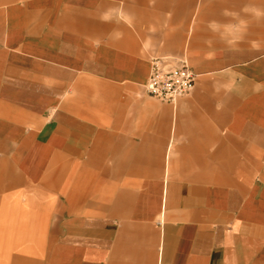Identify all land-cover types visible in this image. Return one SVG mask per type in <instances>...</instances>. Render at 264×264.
<instances>
[{"label":"crops","instance_id":"0c3cea01","mask_svg":"<svg viewBox=\"0 0 264 264\" xmlns=\"http://www.w3.org/2000/svg\"><path fill=\"white\" fill-rule=\"evenodd\" d=\"M259 37L264 0H0V264H264Z\"/></svg>","mask_w":264,"mask_h":264},{"label":"built area","instance_id":"2783aa9c","mask_svg":"<svg viewBox=\"0 0 264 264\" xmlns=\"http://www.w3.org/2000/svg\"><path fill=\"white\" fill-rule=\"evenodd\" d=\"M196 79L197 74L186 60L158 57L151 60L150 74L144 88L148 96L175 106L179 99L190 95Z\"/></svg>","mask_w":264,"mask_h":264},{"label":"rangeland","instance_id":"374dc122","mask_svg":"<svg viewBox=\"0 0 264 264\" xmlns=\"http://www.w3.org/2000/svg\"><path fill=\"white\" fill-rule=\"evenodd\" d=\"M234 13V12H233ZM232 13V14H233ZM244 28V26H235V25H231V26H227L226 27V33L228 34V35H230V36H234V34H236V33H239L240 32V30H242ZM253 44V46L255 47V51H257L258 52V54H264V37H259V40H258V42H253L252 43ZM186 51H187V49H186V47H185V45H184V49H183V53H184V55H187L186 54ZM169 59H171V60H173V61H178V60H181V59H184V60H186L187 61V63L189 64V66H190V61H189V59L188 58H186V57H172V58H169Z\"/></svg>","mask_w":264,"mask_h":264}]
</instances>
